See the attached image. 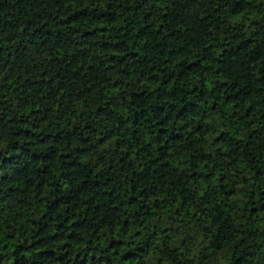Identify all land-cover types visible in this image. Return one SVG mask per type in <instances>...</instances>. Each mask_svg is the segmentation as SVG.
<instances>
[{
  "label": "trees",
  "instance_id": "trees-1",
  "mask_svg": "<svg viewBox=\"0 0 264 264\" xmlns=\"http://www.w3.org/2000/svg\"><path fill=\"white\" fill-rule=\"evenodd\" d=\"M0 264H264V0H0Z\"/></svg>",
  "mask_w": 264,
  "mask_h": 264
}]
</instances>
